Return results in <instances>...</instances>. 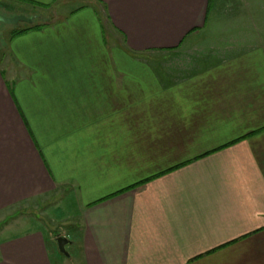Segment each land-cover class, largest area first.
Wrapping results in <instances>:
<instances>
[{
    "label": "crops",
    "instance_id": "0c3cea01",
    "mask_svg": "<svg viewBox=\"0 0 264 264\" xmlns=\"http://www.w3.org/2000/svg\"><path fill=\"white\" fill-rule=\"evenodd\" d=\"M73 1L0 0L36 25L0 40L1 229L76 213L68 257L37 227L0 264H264V0L218 52L223 0Z\"/></svg>",
    "mask_w": 264,
    "mask_h": 264
},
{
    "label": "rangeland",
    "instance_id": "374dc122",
    "mask_svg": "<svg viewBox=\"0 0 264 264\" xmlns=\"http://www.w3.org/2000/svg\"><path fill=\"white\" fill-rule=\"evenodd\" d=\"M217 1V0H215ZM221 2L220 8L218 12H213L209 14L207 23L205 28L201 32L202 42L206 44V46L213 45L215 50L218 52L219 48H222L226 44L228 45L234 39H236V31L231 29V26L236 20L233 16L237 15L238 13H242L239 11V8L244 6V13H246V6L245 3H250L249 0H223ZM83 5L82 1L75 0L71 3L69 9L76 10ZM41 16L47 17L46 14H41ZM32 18V16H29ZM246 14L244 17V25H249V23L254 24V21L258 20V15L256 13L252 14V18L250 20H246ZM241 23V21H239ZM24 23H19L15 26H7L0 23V40L1 37L6 39L8 37V33L11 29L23 27ZM247 33V31H246ZM252 33V31H249ZM213 43V44H212ZM120 49V48H119ZM217 55V54H215ZM218 56V55H217ZM215 58V57H213ZM65 199L60 201L59 204L56 206L50 205L48 207H41L39 209L33 210V213L29 216H22L20 218L12 219L8 223V225L4 226L1 229L0 225V239L6 235H14V234H21L26 230H30L32 228H39L43 233L45 231L48 233L50 232L52 237L57 238L59 236H63L64 232L66 233L67 230V222L73 218L75 219L76 213L70 211L68 206L65 204ZM50 215V217H48ZM29 219V220H27ZM74 224V223H73ZM68 238H71L68 233H66ZM55 247V244H54ZM71 246L67 247V252L70 253Z\"/></svg>",
    "mask_w": 264,
    "mask_h": 264
},
{
    "label": "water",
    "instance_id": "95a60500",
    "mask_svg": "<svg viewBox=\"0 0 264 264\" xmlns=\"http://www.w3.org/2000/svg\"><path fill=\"white\" fill-rule=\"evenodd\" d=\"M32 22H33L32 18L25 17L22 15L6 17L0 14V23L3 25H7V26H15L19 23L30 25ZM54 243H55L58 253L65 257H68L66 247L70 244V241L65 236H59L55 238Z\"/></svg>",
    "mask_w": 264,
    "mask_h": 264
},
{
    "label": "trees",
    "instance_id": "16d2710c",
    "mask_svg": "<svg viewBox=\"0 0 264 264\" xmlns=\"http://www.w3.org/2000/svg\"><path fill=\"white\" fill-rule=\"evenodd\" d=\"M35 26L36 25H34V26L31 25L30 26V25L25 24V25H23V27L13 30V32L11 33L10 37H13V36L19 35V34H23V33L27 32V31L33 29Z\"/></svg>",
    "mask_w": 264,
    "mask_h": 264
}]
</instances>
